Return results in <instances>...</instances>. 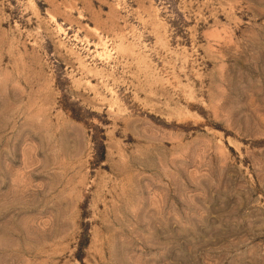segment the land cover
Instances as JSON below:
<instances>
[{"label":"rangeland","instance_id":"obj_1","mask_svg":"<svg viewBox=\"0 0 264 264\" xmlns=\"http://www.w3.org/2000/svg\"><path fill=\"white\" fill-rule=\"evenodd\" d=\"M0 264H264V0H0Z\"/></svg>","mask_w":264,"mask_h":264}]
</instances>
